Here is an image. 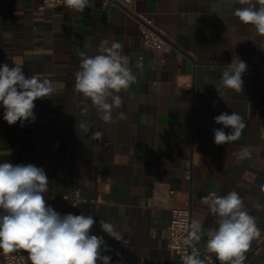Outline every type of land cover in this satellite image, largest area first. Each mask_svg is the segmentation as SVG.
Wrapping results in <instances>:
<instances>
[{"label": "crops", "instance_id": "0c3cea01", "mask_svg": "<svg viewBox=\"0 0 264 264\" xmlns=\"http://www.w3.org/2000/svg\"><path fill=\"white\" fill-rule=\"evenodd\" d=\"M40 3L0 0V65H19L26 77L47 79L55 88L52 97L34 102L35 119L23 124L9 125L0 105V163L42 168L49 181L46 204L61 215H92L97 223L90 234L103 237L109 250L102 255L112 257L110 264H177L167 246L169 205L183 202L203 225L197 245L203 259L207 230L218 225L201 198L236 191L260 230L243 264H264V36L234 15L248 5L135 0L132 11L94 0L81 13L65 4L40 9ZM135 11L151 16L165 33L162 50L144 46ZM102 39L122 45L136 76L118 94L123 107L113 110L110 122L75 91L82 55L97 54ZM235 58L247 64L241 92L220 83ZM223 112L238 113L245 128L237 141L216 145L213 129L223 126L214 117ZM82 122L89 124L88 133ZM93 132L101 137L93 138ZM242 149L248 158H238ZM77 188L83 199L74 204ZM169 188L177 195L166 203ZM102 219L123 240L104 233Z\"/></svg>", "mask_w": 264, "mask_h": 264}, {"label": "clouds", "instance_id": "9594fccd", "mask_svg": "<svg viewBox=\"0 0 264 264\" xmlns=\"http://www.w3.org/2000/svg\"><path fill=\"white\" fill-rule=\"evenodd\" d=\"M239 0L235 17L245 25H252L256 33L264 36V0ZM64 4L77 12L94 6V0H64ZM122 45L102 39L95 55L83 54L79 70L75 75V91L90 100L100 119L110 122L113 110L123 107L121 91H126L136 82L128 57L121 54ZM138 60L135 67L140 68ZM247 70L245 61L235 58L225 66L220 83L224 89L241 92L243 74ZM218 90V89H217ZM55 88L47 79L26 77L19 65H0V105L3 119L14 125L34 120L35 101L52 97ZM222 98L221 93L218 90ZM86 114L88 109L84 108ZM120 119H126L124 112ZM214 143L224 145L237 141L245 123L236 112H223L214 117ZM80 128L88 133L89 124L82 122ZM231 128L230 133L224 131ZM99 139L100 132H93ZM250 156L248 149H242L239 159ZM49 185L45 171L34 164L0 163V251L12 253L23 250L31 264H110L111 256L102 255L108 251L102 236L90 234L97 221L92 215H61L46 204L44 194ZM216 218V228L207 230L206 252L215 255L220 264H243L245 253L254 238L260 236L256 220L244 208L242 198L236 191L219 196L215 191L201 198ZM101 230L117 241L123 240L112 223L102 219ZM183 244L191 248V254L184 257V264H206L197 247L204 235L203 225L192 219Z\"/></svg>", "mask_w": 264, "mask_h": 264}, {"label": "built area", "instance_id": "2783aa9c", "mask_svg": "<svg viewBox=\"0 0 264 264\" xmlns=\"http://www.w3.org/2000/svg\"><path fill=\"white\" fill-rule=\"evenodd\" d=\"M134 1L135 0H107L108 3L120 4L132 11H134ZM62 4H64V0H41L39 8H56ZM135 14L140 22L144 46L156 51L162 50L168 43L165 33L156 27L154 19L151 16L136 11ZM176 195L177 190L169 188L166 196V203L173 200ZM82 199L80 189H75L71 196L72 202L76 204ZM169 207L172 215L168 224L169 236L167 246L177 255V264H184V257L191 254V248L183 244V240L187 237L190 230L189 226L192 220L191 206L189 202H183L172 203ZM202 257H207V264H220L215 255L209 254L206 251L203 253ZM0 264H31V262L28 260L27 253L25 252L18 250L12 253H4L0 251ZM134 264L141 263L136 262Z\"/></svg>", "mask_w": 264, "mask_h": 264}]
</instances>
